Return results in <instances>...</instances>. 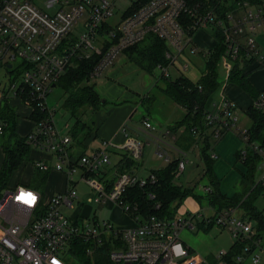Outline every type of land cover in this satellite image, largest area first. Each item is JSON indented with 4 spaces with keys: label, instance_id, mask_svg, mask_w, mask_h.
Here are the masks:
<instances>
[{
    "label": "built area",
    "instance_id": "1",
    "mask_svg": "<svg viewBox=\"0 0 264 264\" xmlns=\"http://www.w3.org/2000/svg\"><path fill=\"white\" fill-rule=\"evenodd\" d=\"M116 1L0 0V67L9 74L8 85L0 83V102L8 97L18 98L32 113L35 110L42 113L25 138L32 149L49 155L52 164L35 160L33 166L43 172L53 169L62 173L66 180L65 190L48 200H44L37 190L23 185L0 194V264H67L68 257L75 259L71 244L76 240L89 244L85 250L87 255H92L104 241H109L108 259L113 264H208L204 257L190 251L179 237L181 230L192 227L194 217L202 215H176L171 219L151 215L132 226L118 228L109 220L73 218L62 212V207L73 208L78 198L75 184L82 182L91 191L89 201L114 203L125 214H138V208L125 203L123 195L129 187L154 183L155 177L151 173L145 178L139 177L133 168L118 174L114 180L106 178L104 167L110 163L109 148L118 147L111 141L90 153L76 156L70 153L72 138L58 129L47 96L74 59L98 55L90 73V78L96 79L119 53L141 42L148 34L157 36L166 46L168 65L156 66L164 77H168V68L180 56L198 52L191 29L217 27L220 30L225 45L222 62L233 64L243 54L245 59L262 64L264 55L258 51L253 30L255 25L264 23V7L247 9L237 19L232 12L225 18H218L211 10L201 11L189 6L186 0H148L116 24H109L107 21L114 16ZM236 6L249 7L245 2H237ZM185 14L194 18L191 27L182 23ZM78 25L77 32H73ZM71 35L74 40L63 47L62 41ZM252 107L264 112V87L253 100ZM237 118L234 103L222 98L211 111L205 112L204 125L211 128V136L219 140L235 128ZM5 127V122L0 121V134ZM142 128L154 130L155 126L143 119ZM120 131L126 139L118 148L139 162L144 143L127 136L124 126ZM198 132V128L192 129L193 134ZM239 134L243 141L247 140L246 129ZM248 147L263 156L260 168L264 169V147L253 143ZM240 153L244 156V149ZM156 155L162 157L163 153L157 151ZM215 157L211 155V158ZM185 163L184 157L179 159L175 175L183 171ZM204 191L207 194L209 187L205 186ZM22 193H31L35 199L31 203L26 202L28 197L17 199ZM148 197L153 199L154 195ZM212 218L214 224L226 229L234 240L240 237L251 240L254 236L251 223L236 217L230 210L218 212ZM251 244L243 250L252 252L251 260L256 264L260 254L253 251L256 248L264 254V243L257 240ZM225 254L224 251L217 253L219 264H225L222 260ZM236 260L240 261L241 257L237 256Z\"/></svg>",
    "mask_w": 264,
    "mask_h": 264
},
{
    "label": "crops",
    "instance_id": "2",
    "mask_svg": "<svg viewBox=\"0 0 264 264\" xmlns=\"http://www.w3.org/2000/svg\"><path fill=\"white\" fill-rule=\"evenodd\" d=\"M134 1H132L131 3L133 4ZM131 3L121 13L113 16L107 22L109 24H116L118 21L121 20V18L129 14L130 12L125 15L127 9L131 6ZM261 7H264V3ZM256 8H260V7H251V6L247 8L246 7H236V10H234L233 12L228 11L226 13L230 14L232 12L231 13L232 16L237 19V18L242 17L244 15V12L247 9L254 10ZM182 20H183V17H182ZM214 31H216V29L211 28V27H208L205 29H191L192 40L195 46L198 48V52L194 55L187 52L177 59V61L172 65L175 68V70L179 73L176 78L170 79L169 77L161 76L163 84H159V85L156 84L154 86V88H156L159 92V95H157V97L152 95L150 97L147 96L141 99H142V102L149 101L150 104L156 105V108L153 110L152 114L157 118V120L156 122H153L152 124L154 126L157 125L159 127H161L160 125H163L164 131L161 134L162 138L167 137L168 139H170L169 141L170 144H166V148L161 149L163 153L162 157H164V161L166 162V164L160 167L153 166L150 168V170L155 169V168H163L165 167V165H167L169 161L184 157L187 164L191 162L198 163L200 162V159H201L203 174H204L205 165H204L203 158H202V152L205 147V143L207 141L210 144V147L207 152L210 153V155L214 154L216 156L215 161L212 164V170L216 178L219 181L220 193L223 197L229 199L235 194L242 193V190H243V185H241L240 179H241V174L245 173L247 169L245 165H243L241 161L237 159L236 153L239 152L241 149H243V146L248 145V144L250 145L253 142L248 143V138L246 141H243L242 137L239 134V131H242L245 129L247 130L253 125V121H254L253 116L249 113V110H250V107L252 106L253 100L255 99L254 95L256 94L258 95L259 91L264 87V63L258 64L252 61L251 63L245 65L243 68L242 75L244 76V79L246 80V82L251 86V89H252V94H251L245 91L244 89H242L238 84L228 80L229 74L233 68L234 63L233 64L225 63V62H222L220 59L219 71L221 72L223 71V76L218 77L219 86L210 95L209 100L207 101V104H206V108L208 111H211L216 103H218L222 98H226L229 101L234 103L236 107V111L238 112L237 113L238 118H237L235 128H232L231 130L227 131L223 135V137L220 138L219 140H215L211 136V128H207V127H205L202 130H199V132L195 134L194 136L189 134L187 130L188 120L185 118L186 114H185L184 108L177 105L170 98L165 96L163 93V90L165 88V83L168 80L174 81L178 79L179 77H185L193 83H196L199 81L202 75V72L204 70V67H205L206 52H208L209 50L213 49L216 45H218V40L213 35ZM253 34H254V38H255L259 53L264 55L263 53L264 52V23L255 25ZM121 53H123V55L126 57V61L129 62L128 67L133 68L136 66V64L131 60L130 56L125 51H122ZM118 55L116 56L112 64L105 69L106 71L108 68H110L107 74L113 75L115 73V71L113 70V67L115 65ZM190 70L192 71V73L190 72ZM195 70L198 72V74L196 73L197 74L196 76H192ZM153 71L150 72L149 74H152ZM189 72L191 75L189 74ZM92 81L94 80H91V82ZM96 91L101 98V106L99 107L97 111H95L94 117L96 119H95V122L93 123V130L91 132V135L86 137L83 140V142L79 145L72 140L70 148H69L70 153H72L75 156L81 153H90L93 150L101 148L104 142H109V141L114 143L116 146L120 147L126 139V137L120 131V129L123 126L126 128L127 136H131V137H136V135L138 137L143 136V138L147 141V143H150V142L154 143L157 146V151H159L158 144L162 143V141H161V138L155 134V132H159L158 131L159 128L156 129L155 127L154 130H145L144 128H142L143 119H146L148 121L151 120L150 110L147 112L146 115L144 116L142 115L140 120L134 119L135 121H133L132 119L133 118L132 112H133L134 107L129 105L128 102H129V99L133 98L134 92L128 90L127 88H124V89L121 88L119 84H115L112 80H109L101 84L100 87ZM3 101L8 104V106L13 110L15 114V133H16V127H17V130L19 127V130L17 131L16 135H18L19 137H26L33 130L34 121H35L31 118L32 112L30 108L18 98L8 97L7 99H4L2 100V102H0V106L3 103ZM156 102H159V104H157ZM162 106L167 110L168 114L177 112L178 117H169L168 115L161 117L159 115L158 110H161ZM241 113L247 117L249 121V126H247L246 121L243 119L244 116L240 115ZM164 118H167V119H164ZM164 121L166 123H164ZM130 122H136V125L132 128H129V125L131 124ZM58 129L63 134L70 135L69 134L70 127H68L67 125H65L63 129L59 127ZM206 138L208 140H206ZM253 144H256V143H253ZM118 147L109 148L110 149L109 150L110 163L108 166L104 167L105 177L111 180H114V178L118 174L122 173L120 172L121 170L120 165L123 162L122 158L127 155V153L124 150ZM36 151L37 150H31L28 155V161L23 162L18 167V169L15 170V172L17 171L18 173H20L22 177H24L25 175V177L23 178V181L22 179H20V181H18L17 183L23 182L24 184H26L25 186L29 187L31 186L30 184L32 183L31 181L35 173L37 172L45 173L46 178H45L43 185L39 187L38 189L36 188L34 189V187L33 188L30 187V188L37 190L38 192H40L39 190H41L42 193L40 192V194L43 197V199L48 200L50 196L56 193H60L65 190L66 180L62 173L57 172L53 169L49 170L48 172H43V171H39L35 169L33 166V161L35 160H42V161L47 162L48 164H52V162L49 161V155H47L46 153H42L39 151L36 152ZM143 151H144V148H143ZM3 157L4 155L2 152V148L0 147V164H1V160L3 162ZM142 157H143V153H142ZM260 157L262 158L263 156H260ZM186 163H185V167L183 171L180 174H182L185 171ZM139 166L140 164L138 162L136 170L139 168ZM196 167H198V164H196ZM260 169L261 168L259 166L258 171H260ZM258 171L256 172V176H255V179L257 182L260 181V179L263 176V175L258 176ZM150 173L151 172H149V174ZM180 174L175 175V177L180 176ZM78 184L85 186L86 191L84 192L86 194H90L91 196L90 189L84 183L76 182L75 184L76 188ZM8 188H12V186L10 187L8 186ZM262 189L263 190L261 191V193L253 201V206L255 207L257 211H259L262 214V217L264 218V209H263L264 205H259V200H258V198L264 191V186ZM90 196H87L86 200L89 203H93L88 200ZM245 196L243 195V198ZM188 198L195 200V206L190 205V207L186 208L185 211L178 212L177 211L178 205L183 200H190ZM79 200L81 199L78 195L77 200L74 201L76 202V206H77L74 212L65 214V212L68 211L67 209H65L66 207H62L64 209L62 210V212L68 217H73V218L87 217L89 207L84 206L85 204L81 203ZM200 200H205V203L207 206L206 211H205V216L203 214H200L203 209L200 204ZM206 200L207 199L205 197L202 198L201 196L195 194L192 188L191 194L181 199V202L178 203L177 206L175 205L177 202L173 204L174 206H176L175 210L173 211V214L174 216H176L178 213H184V212L189 211V212H192L190 213L192 215H195V214L203 215V217H194L192 219V223L194 225H192V227L189 228V229H192L195 226L197 229H199L197 225L200 220L205 219V218H210L216 213V208L210 206L206 202ZM95 205L104 206V207L106 206L109 210H111L112 213L111 215L108 216V218L112 222H114V224L118 228L132 226L136 223V221L142 220L140 215L137 213L130 214V215L125 214L122 211V208L114 203L107 202L104 204H95ZM69 210H72V209H69ZM230 211H232V213L236 217H241L247 220L248 222H250L253 230L256 232L253 222L249 221L247 217H243L244 212L242 208L239 206V204H237L234 208H231ZM135 216H137L138 218ZM213 225L209 227V229L207 230L209 231L213 227ZM200 230H203V229H200ZM259 240H262V242H264V236H262V238L260 237ZM181 241L190 251L196 253L182 239ZM233 245H234V239L231 240L228 248L219 249L217 252L224 251L227 253L230 250H232ZM217 252L215 253L214 258H212L211 260L212 263L210 264H219L216 259ZM254 252H259L260 255L263 254L259 250H256V248L254 249L253 253ZM238 254H239L238 256L241 257V260L240 261L236 260L238 262L237 264H245L246 263L245 261L247 260L253 264L251 260L252 252H245L244 250H241L239 251ZM260 260H261V256H260Z\"/></svg>",
    "mask_w": 264,
    "mask_h": 264
},
{
    "label": "trees",
    "instance_id": "3",
    "mask_svg": "<svg viewBox=\"0 0 264 264\" xmlns=\"http://www.w3.org/2000/svg\"><path fill=\"white\" fill-rule=\"evenodd\" d=\"M148 0H135L129 7L125 15L135 10L140 5ZM264 0H186L189 6L198 7L201 11H213L218 18H225L226 12L236 10L237 2H245L251 7H261ZM193 17L184 15L182 23L185 27L193 25ZM217 28V27H216ZM215 28V29H216ZM218 40V45L209 50L205 56V67L198 82L193 83L185 77H179L174 81H167L163 93L180 107L185 110V118L188 120L187 130L192 133L193 128L202 130L205 128L204 115L207 112L206 104L210 95L218 88L219 82V62L225 53V45L223 43L224 36L217 28L213 32ZM192 35V32L190 31ZM74 40V35L62 41V46L65 47L70 41ZM148 40V42H144ZM141 42H144L140 48L128 47L124 49L141 69L152 72L157 65L167 66L168 60L165 58L166 46L162 40L153 34H148ZM99 56L91 55L89 58L82 60L74 59L70 66L67 67L62 76L57 80L55 86H59L64 94L62 107L73 118L74 122L70 127V136L78 145L83 140L91 135L93 130V122L85 121L83 117L89 111L94 113L101 106V98L95 90V84L91 83L90 73L96 64ZM253 59H245L244 55L234 61L233 68L229 74L228 80L238 84L242 89L252 94L251 86L246 82L242 71L245 65L252 62ZM164 77V76H163ZM257 94L254 95L256 98ZM89 110V111H87ZM249 113L253 116V125L247 129L248 143H256L264 147V112L255 110L250 107ZM42 113L35 110L31 114L33 120H37ZM0 121L5 122L6 127L3 130L8 132V138L2 142L1 148L3 152V162L0 168V190L6 186V183L13 171L28 161L29 152L32 147L26 142L25 137H19L15 133V114L6 102L0 106ZM12 142H9L10 140ZM206 140H208L206 138ZM209 142L206 141L202 152V158L205 165L204 176L206 177L207 185L210 191L205 195L206 202L216 208V213L223 210H230L237 204L242 208L247 219L253 222L254 236L251 240L241 237L234 240L232 250L227 252L222 260L225 264H237L236 257L239 251L243 250L246 245H252L251 241H257L264 236V218L262 214L255 209L253 201L263 190L262 182L256 181V172L259 169L261 157L253 152L248 145L243 146L245 155L241 156L240 151L236 153V157L246 167V172L241 174V185H243L242 193L235 194L227 199L223 197L219 190V181L216 178L212 164L215 159L211 158L208 149ZM242 150V149H241ZM120 172H126L133 168H137L138 162L130 159L127 155L122 158ZM179 159H173L163 168L151 169V174L154 175V183H147L142 187L134 186L127 188L123 195V201L127 204L134 205L138 208V214L141 219H145L151 215L162 218L171 219L174 217L173 211L181 199L191 194V188H184L174 184L175 171ZM45 173H35L32 178L31 186L34 189L41 187L45 181ZM36 181L37 184H33ZM34 185V186H33ZM149 194L154 195L153 199L148 197ZM243 195L245 196L243 198ZM243 198V199H242ZM242 199V200H241ZM177 202L174 206L173 204ZM215 213V214H216ZM214 224L212 217L202 219L198 222L199 229L207 230ZM262 242V240H260ZM264 243V242H262ZM89 244L76 240L71 244V251L75 256L78 264H113L108 259V252L111 248L109 241L98 247L92 255H87L85 250ZM235 248V249H234ZM253 248V246H252ZM92 258V259H91Z\"/></svg>",
    "mask_w": 264,
    "mask_h": 264
},
{
    "label": "rangeland",
    "instance_id": "4",
    "mask_svg": "<svg viewBox=\"0 0 264 264\" xmlns=\"http://www.w3.org/2000/svg\"><path fill=\"white\" fill-rule=\"evenodd\" d=\"M134 1V0H118L116 5H115V13L114 16L121 13L124 9H126L130 3ZM79 25L73 28V32H77ZM145 43L148 42V40L144 41ZM144 42H138L134 45H132V47L136 46V48H140ZM131 47V46H130ZM264 53V52H263ZM17 65V62H15L14 66ZM129 62L126 61V57L123 55V53H120L116 59L115 65L113 67V70L115 71V73L113 75H109L107 74L109 72L108 68L104 73H102V75L98 78H96L94 81H92L91 83L95 84V89L97 90L101 84H103L104 82H107L109 80H112L115 84H119L121 88H127L128 90L134 92L133 93V98L129 99V105L133 106V112H132V116H133V121H135L134 119H139L141 118V116L146 115L147 112L150 110V115H151V123L156 122L157 118L152 114L153 110L156 108L155 104H150L149 101H144L142 102L141 98H145V97H150V96H155L157 97V95H159V92L156 88H154V86L156 84H163L162 78L161 76L163 75L162 72L155 68L152 74H149L147 71L142 70L137 64H136V68L133 67H128ZM192 69V68H191ZM112 70V69H111ZM190 72L192 73V71L190 70ZM189 72V74H190ZM198 72L195 70L194 73L192 74V76H196ZM179 73L175 70V68L173 66H170L168 68V77L170 79H174L177 77ZM191 75V74H190ZM223 76V71H219V77ZM0 83H2V85H8L9 83V74L6 72V70L3 67H0ZM65 94L63 92V90L59 87V86H54L52 87L51 91L49 92L48 96H47V103L48 106L54 110V117H55V121L57 123V126L61 129H63L65 127V125H67L68 127H71V125L73 124L74 120L72 117H70V115L65 111V109L62 107V103L64 100ZM112 103V102H111ZM114 103V102H113ZM157 104H159V102H156ZM89 111V110H87ZM159 111V115L161 117L163 116H169V117H178V113L177 112H173L172 114H168L167 110L162 106L161 110ZM238 113V112H237ZM95 112L92 113L91 111H89L87 114H85V116L83 117V119L85 121H89V122H95ZM244 116V120L247 123V126H249V121L247 119V117L244 114H240ZM167 119V118H164ZM131 124L129 125V128H132L136 125V122H130ZM164 123H166L164 121ZM161 127L155 125L156 129L159 128V132H155V134L157 136H159L161 138L162 143H159V151L162 152L161 149L166 148V144H170L169 141L170 139H168L167 137L162 138V132L164 131L163 125H160ZM137 127V126H136ZM135 127V128H136ZM19 130V127H18ZM17 127H16V133H17ZM9 133L8 132H4L2 135H0V147L2 145V142L4 140H6L8 138ZM136 137L138 139H140L143 143H144V151H143V157L139 160V168L136 170V174L139 177H146L149 172H150V168L153 166H162L164 164H166V162L164 161V157H158L156 155L157 152V146L154 143H147V141L142 137H138L136 135ZM9 142H12L11 139L8 140ZM32 150H36V149H32ZM38 152V151H36ZM165 156V155H164ZM196 164H198V167H196ZM2 165V160H1V164ZM1 167V166H0ZM80 171V170H79ZM264 175V169H260V171H258V176ZM25 177V175H24ZM20 173H18L17 171H13L12 174L10 175L6 186L2 187L0 190V194H3L6 190L10 189L8 188V186H12L15 187L16 185H23L25 186L26 184H24L23 182L21 183H17L18 181H20V179L23 178ZM76 179V178H75ZM263 182V186H264V180H262ZM37 184L36 181L33 182V184ZM174 184L184 187V188H193V191L195 194L201 196L202 198L205 197V191H204V187L207 185V181L205 179V177L203 176V168H202V162L200 159V162L198 163H186V169L185 171L180 174V176H176L174 178ZM34 186V185H33ZM76 188V187H75ZM78 195L80 197L81 200H79L81 203L85 204L84 206H88V216L86 218L89 219H96L98 221H102V220H109L110 222H112L108 216L111 215L112 211L109 210L106 206H97L95 205V203H89L86 200L87 196H90V194H86L84 191H86V187L78 184L77 188H76ZM41 193L42 191L39 190ZM190 200H183L177 208L178 212H183L186 210V208L190 207V205H194L195 206V200H192L191 198H188ZM259 200V205H264V191L262 192V194L260 195V197L258 198ZM200 204L202 206V212L200 214H203L205 216V211H206V203L205 200H200ZM76 202H74L73 208L72 210L67 209L68 211L65 212V214L70 213V212H74V210L76 209ZM263 207V206H261ZM264 209V207H263ZM62 210H64L62 208ZM192 212H184V213H178V216H187L188 214H190ZM202 215V217H203ZM114 224V222H112ZM115 225V224H114ZM194 225V224H193ZM116 226V225H115ZM179 237L180 239H182L185 243H187L196 253H198L200 256L204 257L206 262L208 264L212 263L211 260L212 258H214L215 253L219 250V249H225L228 248L231 240H233L232 236L230 235V233L226 230V229H222L220 227H218V225L214 224L213 227L208 231H203L200 229H197L195 226L192 229L189 228H185L183 230L180 231L179 233ZM218 253V252H217ZM261 260L256 263V264H264V254H261ZM75 257V256H74ZM92 259V258H91ZM250 260V258H249ZM245 264H252L250 263V261H245ZM67 264H78L77 261L75 259H73L72 257H68L67 258ZM254 264V263H253Z\"/></svg>",
    "mask_w": 264,
    "mask_h": 264
},
{
    "label": "snow or ice",
    "instance_id": "5",
    "mask_svg": "<svg viewBox=\"0 0 264 264\" xmlns=\"http://www.w3.org/2000/svg\"><path fill=\"white\" fill-rule=\"evenodd\" d=\"M25 197H28L29 199L26 200V202L31 203L32 200L35 199V197L31 193H22L20 196L17 197V199H25Z\"/></svg>",
    "mask_w": 264,
    "mask_h": 264
},
{
    "label": "water",
    "instance_id": "6",
    "mask_svg": "<svg viewBox=\"0 0 264 264\" xmlns=\"http://www.w3.org/2000/svg\"><path fill=\"white\" fill-rule=\"evenodd\" d=\"M55 85H53V87H54ZM126 264H128V263H126Z\"/></svg>",
    "mask_w": 264,
    "mask_h": 264
}]
</instances>
